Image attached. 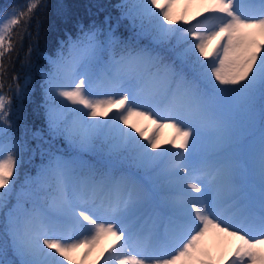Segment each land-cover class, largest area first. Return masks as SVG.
I'll use <instances>...</instances> for the list:
<instances>
[{
    "label": "snow or ice",
    "instance_id": "obj_1",
    "mask_svg": "<svg viewBox=\"0 0 264 264\" xmlns=\"http://www.w3.org/2000/svg\"><path fill=\"white\" fill-rule=\"evenodd\" d=\"M179 2L122 0L62 39L34 147L15 123L27 81L4 87L25 39L32 69L46 5L0 11V264H83L109 237L98 264H264V0Z\"/></svg>",
    "mask_w": 264,
    "mask_h": 264
},
{
    "label": "trees",
    "instance_id": "obj_2",
    "mask_svg": "<svg viewBox=\"0 0 264 264\" xmlns=\"http://www.w3.org/2000/svg\"><path fill=\"white\" fill-rule=\"evenodd\" d=\"M122 0H44L45 7L41 9L36 17L39 21V39L36 42V50L31 57L32 69L30 70L23 64L25 53L27 51L29 40L25 39L23 49L19 50L17 57L13 53L14 64L9 67L8 75L5 77L4 91L14 96L15 84L11 80V76L16 74L19 76V83L23 86L27 81V95L22 99L14 98V109H20V119L15 120L18 135L24 136L25 129L28 130V140L31 146H35V141L31 139V132L36 131L44 126L43 120V90L39 86V69L46 68L45 56L54 55L59 42L66 39L67 35L74 34L77 26L80 24H90L99 22L109 14L113 18L119 14V9L116 5ZM25 0H0V11L8 10L16 6L23 5ZM184 10L176 9V15H180ZM192 15L188 13V18ZM196 22V21H195ZM193 21V23H195ZM33 35H35V21L33 22ZM8 84H13L11 92H9ZM15 119V116L13 117ZM167 135L170 139L174 135L172 130L168 128ZM167 147V142L162 145ZM36 163L39 162V157H36ZM29 167L27 158L25 160V169ZM23 171L21 173V177ZM111 243V238L102 239L98 246L93 250L88 259L83 264H98L97 257L103 248ZM205 245L212 251L213 255L217 254V250L209 245L210 238H205ZM227 250L230 247L227 245ZM83 249L73 254V259L80 264L79 258Z\"/></svg>",
    "mask_w": 264,
    "mask_h": 264
},
{
    "label": "rangeland",
    "instance_id": "obj_3",
    "mask_svg": "<svg viewBox=\"0 0 264 264\" xmlns=\"http://www.w3.org/2000/svg\"><path fill=\"white\" fill-rule=\"evenodd\" d=\"M180 3H184V0L180 1L178 4L175 5L174 12L178 8L185 11V7L181 6ZM191 10L200 12V11H202V6L199 5L198 3H195V4L192 5ZM188 11L189 10L187 9V12ZM191 15L194 16V14H191ZM113 111H115V110H113ZM132 122L137 123V126L140 127L142 130H147V134H151L152 130L154 129V128L152 129L153 125L150 124L147 120H139V121H137V120L134 119ZM168 128L169 127H163V128H161L159 130L158 136H159V142H160L161 145H164L166 142H168L169 140H171L173 138L172 137L170 139V136L167 135V130H169ZM207 237H209L210 241H211V243L209 245H211L212 247L214 246V248L218 251L217 245H218L219 242L216 240V238L213 237L212 235H209ZM104 239H108V238H104ZM227 245L230 248H232V246H233L232 244H226L225 245L226 248H227Z\"/></svg>",
    "mask_w": 264,
    "mask_h": 264
}]
</instances>
